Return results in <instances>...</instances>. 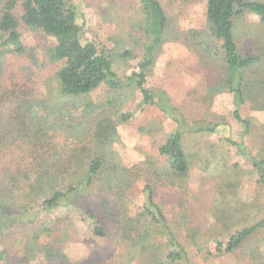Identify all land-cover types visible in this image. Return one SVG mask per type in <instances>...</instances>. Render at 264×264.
Segmentation results:
<instances>
[{
	"label": "rangeland",
	"instance_id": "obj_1",
	"mask_svg": "<svg viewBox=\"0 0 264 264\" xmlns=\"http://www.w3.org/2000/svg\"><path fill=\"white\" fill-rule=\"evenodd\" d=\"M73 1L81 12L79 22L84 39L113 57L117 75L125 80L138 71L143 54L139 1ZM159 1L173 22L175 34L179 30L206 29L205 0ZM13 13L17 17L23 15L21 3ZM235 24L240 52L260 55L264 48L260 19L246 13ZM19 32L26 52L7 53L1 59L4 68L0 76V180L2 189L15 203L13 210L31 214L29 219L34 221L10 225L3 231L5 264H144L154 255L167 254L170 247L158 226L142 218L147 201L145 185L157 187L155 200L175 228L191 264H264V230L233 254L217 252L218 243H225L235 231L264 217V182L252 163V157L264 159V111L252 109L249 103L243 106L241 118L250 122L246 129L234 117L232 94L228 90L218 95L212 92L221 78L217 69L222 61L215 65L210 62L209 70L201 61L207 54L202 53L205 56L201 58L193 49L170 40L160 51L145 84L148 89L164 91L189 122L220 124L213 134L185 135V150L194 159L184 193L192 215L188 231L174 224L177 209L168 203L166 191L158 189L163 180L169 185L165 178H159L165 166L159 148L176 130V123L157 106L143 105L140 92L131 88L112 94L109 87L101 85L89 96L62 99L57 72L64 62L54 64L48 54L55 39L24 26L19 27ZM126 51L134 59L123 58ZM124 114L131 117L122 121L120 115ZM107 118L113 119L119 135L112 149L122 168L133 171L132 188L119 191L122 200L117 213H121L123 224L130 217L137 222L135 241L147 246L142 256L138 247L132 250L130 243L117 234L104 206L95 208L97 219L106 230L103 238L96 237L90 229L89 219L81 209L85 207L81 198L75 207L65 206L67 202L58 208L44 206L54 191H68L69 182L74 179L72 172L80 165L81 176L90 158L101 151L94 134L97 123ZM227 139L242 143V151ZM209 150L217 158L207 165ZM47 171L62 182L50 185ZM40 176L43 181H39ZM98 191H91L93 198ZM229 209L234 212L225 226L217 217L224 211L232 214ZM39 246L59 252L63 260L50 261L37 251ZM253 251L257 253L255 257Z\"/></svg>",
	"mask_w": 264,
	"mask_h": 264
},
{
	"label": "trees",
	"instance_id": "obj_2",
	"mask_svg": "<svg viewBox=\"0 0 264 264\" xmlns=\"http://www.w3.org/2000/svg\"><path fill=\"white\" fill-rule=\"evenodd\" d=\"M143 15L141 30L143 33V54L138 62V71L133 72L125 80L121 79L114 71V59L97 45L84 39V29L80 24L81 12L73 0H0V76L3 72L2 55L16 53L22 55L26 52L21 42L19 27L32 32H43L55 39V44L49 49L50 61L54 64L64 62V66L57 72V79L61 90L62 99L76 100L89 96L101 85H106L111 93L131 88L138 90L143 97L142 104L157 106L161 112L176 123L177 128L170 134L166 143L159 148V157L165 159L163 174L159 177L164 180L159 183L158 189L166 191L170 201L168 203L177 209L176 222L174 224L182 229L190 231L192 220L191 207L186 201L184 193L193 168L191 158L185 150V135L213 134L220 126L218 123L203 121L189 122L185 116L172 105L167 94L162 90L148 89L145 87L147 78L154 67L155 61L165 43L170 40L184 44L186 47L200 55L205 68H209L222 61L217 69L219 74L215 95L228 90L232 94L235 105L234 117L248 129L250 122L241 118L240 109L249 103L254 110L264 111V48L260 52L242 54L236 42V21L246 13L256 15L260 24L264 27V3L250 0H205L206 1V29L204 31L188 30L175 34L173 22L168 18L165 9L159 0H138ZM21 3L23 15L17 17L13 11ZM175 34V35H174ZM217 43L216 46L213 43ZM218 43L220 45H218ZM212 50V51H211ZM126 60L134 59V55L126 51L122 55ZM222 57V58H221ZM211 62V63H210ZM210 70V68H209ZM218 78V77H217ZM94 110V109H93ZM93 110H90L93 111ZM130 114L120 115L122 121H127ZM96 144L101 151L93 155L86 165L84 173L78 175L80 165L72 172V179L68 185V191H54L50 199L45 201L47 208H58L67 202L65 206H76L79 198L85 207L80 208L89 219L90 229L96 237L106 236V230L97 219L95 208L105 207V214L113 220V227L123 240L130 243V248L138 247L142 252H147L145 244L137 243L138 237L134 218H127L124 224L121 222L119 191L124 188H132L134 181L131 169L122 168L120 161L112 149L119 135L113 119L107 118L97 123L94 134ZM237 146L240 151L242 143L226 140ZM101 152V153H100ZM206 164L209 165L217 157L208 151ZM198 157V156H197ZM254 167L259 171L264 182V159L258 160L252 157ZM48 175V171L45 173ZM40 176L39 181L44 180ZM46 177V175H45ZM48 177V178H47ZM47 182L59 184V178L48 175ZM157 184V181L155 182ZM99 189L98 196L94 197L91 191ZM155 185H145L146 217L159 228L169 244L170 250L163 256H152L144 264H191L190 257L184 245L177 237L175 228L169 223L161 207L155 200ZM182 190L183 193L179 191ZM89 193V194H88ZM69 195L73 197L70 198ZM15 203L10 201L9 195L2 189L0 180V264L6 262V250L3 245V231L10 225L23 222H33L29 213H20L13 210ZM107 207H112L108 210ZM233 207V206H232ZM227 215L226 211L217 217L220 223L226 226L228 220H232L234 211ZM238 212V211H237ZM28 217L24 220L23 217ZM237 213L234 219L236 220ZM239 221H235V224ZM264 230V217L256 220L252 225L241 228L231 234L225 243L217 244V252L233 254L240 250L244 244L257 233ZM146 234L149 235L148 232ZM140 235V234H139ZM141 236V235H140ZM44 253L51 261L63 260V256L46 246H39L37 250ZM257 253L252 252V257Z\"/></svg>",
	"mask_w": 264,
	"mask_h": 264
}]
</instances>
